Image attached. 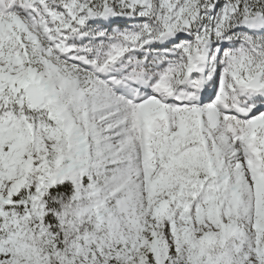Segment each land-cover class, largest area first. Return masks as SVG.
<instances>
[{"label": "snow or ice", "instance_id": "6c2138e0", "mask_svg": "<svg viewBox=\"0 0 264 264\" xmlns=\"http://www.w3.org/2000/svg\"><path fill=\"white\" fill-rule=\"evenodd\" d=\"M0 264H264V0H0Z\"/></svg>", "mask_w": 264, "mask_h": 264}]
</instances>
